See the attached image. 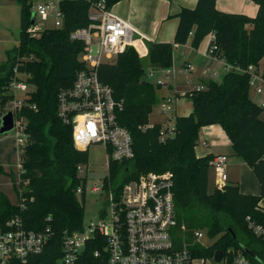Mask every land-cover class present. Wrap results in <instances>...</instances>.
Returning <instances> with one entry per match:
<instances>
[{
  "label": "trees",
  "instance_id": "16d2710c",
  "mask_svg": "<svg viewBox=\"0 0 264 264\" xmlns=\"http://www.w3.org/2000/svg\"><path fill=\"white\" fill-rule=\"evenodd\" d=\"M21 6V31L18 44L8 51L0 63V117L15 97L10 88L19 73L35 88L28 93L18 117L26 119L28 140L20 152L22 168L15 189L20 204L13 203L0 191V227L14 217H21L27 228H51L45 250L32 255L26 264H63L60 262L63 236L66 231L80 230L85 222V206L77 188L87 184L79 165L88 164L89 149L78 148L73 138L72 124L65 123L58 113V94L72 86L77 72L85 65L80 59L84 50L81 40L71 33L91 23L90 8L98 0H60L64 13L62 27H47L37 35L28 31L32 23V0H17ZM112 8L121 0H105ZM217 0H198L194 8L185 7L177 16L174 41H154L149 45L151 66L170 67L176 44L191 41L198 47L211 32L216 34L218 54L231 64L246 68L260 67L264 58V0L255 16L226 12L217 8ZM264 73V70H263ZM103 82L111 85L117 100L123 101L119 122L133 136L135 157L112 161L105 178V188L118 192L122 185L146 172L170 171L174 179L175 204L179 223L187 226L180 240L187 241L193 255L214 258L223 250L233 261L238 252L254 263L264 261V240L248 225V218L264 226V121L260 118L264 106L251 96L248 73L230 70L221 82L208 79L203 90L191 95L193 111L176 115L174 136L161 139L163 124L150 123V115L158 102L157 86L147 77L140 53L133 46L121 52L116 61L103 62L98 67ZM219 123L229 135L236 154L252 166L261 182L259 194H247L238 184L208 191L209 169L214 155L198 156L196 145L203 125ZM0 166V172H2ZM85 196V192L81 194ZM51 217V218H49ZM208 226L211 236L219 235L210 246L195 242V229ZM103 237L88 243L79 264H105Z\"/></svg>",
  "mask_w": 264,
  "mask_h": 264
},
{
  "label": "built area",
  "instance_id": "2783aa9c",
  "mask_svg": "<svg viewBox=\"0 0 264 264\" xmlns=\"http://www.w3.org/2000/svg\"><path fill=\"white\" fill-rule=\"evenodd\" d=\"M34 21L28 31L37 35L47 27H62L64 13L60 0H40L32 5ZM91 23L78 28L71 33V38L81 40L84 50L80 59L84 67L80 69L70 87L62 88L58 94V113L65 123L72 124L73 138L78 148L89 149L92 144H102L107 154V173L110 172L112 161L121 162L135 157L133 136L130 130L122 125L118 113L123 108V101L116 99L110 84L103 82L98 74V67L103 62L111 61L129 46L136 48L135 28L127 19L114 13L107 7L105 0L92 2L90 8ZM53 16V26L47 25V20ZM216 34H209V42L205 55L224 64L225 70H235L248 73L250 86L256 93H264V73L260 67L249 64L246 68L228 63L218 54ZM193 64L186 63L182 68L174 65L166 68L164 77L156 80L157 85L166 86L167 79L178 73L192 70ZM210 67L203 72L208 73ZM12 80L10 88L15 97L6 107L15 114L16 139L20 152L27 143L26 120L18 117L25 103L31 84L22 77L29 76L19 73ZM218 75L217 70L212 71ZM154 75L149 70L147 76ZM205 84L180 93L173 92L161 102L162 112L168 121L163 124L161 139L175 135V114L172 105L178 96L191 97L195 91L203 90ZM24 92L25 97H18ZM260 105L264 106V99ZM228 155L217 154L211 160V167L217 175V188H223L229 183ZM22 164L19 163L21 171ZM88 164L79 165V172L88 176ZM107 176V175H106ZM102 185L91 187L93 192L100 191L101 198L108 194L107 199H100V207L96 219L84 222L80 230L66 231L63 236L60 262L63 264H79L83 259L88 243L103 237V251L96 249L94 256L106 255L105 264H192L196 258L189 243L180 240V235L187 231L186 225L178 220L174 179L170 171L146 172L138 177L127 180L118 192L111 187L105 188V178ZM79 186L77 194L86 193L88 186ZM20 204V202H19ZM51 218V217H49ZM248 218V225L254 233L264 240V226ZM51 228L35 230L27 228L19 216L0 227V264H26L32 255L45 250L49 241ZM203 229H195L194 241L200 242ZM201 243V242H200ZM234 264H264L263 260L254 263L247 255L238 252L233 258Z\"/></svg>",
  "mask_w": 264,
  "mask_h": 264
},
{
  "label": "crops",
  "instance_id": "0c3cea01",
  "mask_svg": "<svg viewBox=\"0 0 264 264\" xmlns=\"http://www.w3.org/2000/svg\"><path fill=\"white\" fill-rule=\"evenodd\" d=\"M197 2L198 0H121L112 7V11L131 22L135 28L137 51L139 52L137 45H140V47H144V51L148 54L149 45L152 42L174 41L179 23L177 14L185 7L194 8ZM216 6L222 11L244 13L250 16H255L258 11V5L254 0H217ZM208 42L209 34L197 48L191 44V41L174 46L173 65L175 68L179 69L184 67L186 63H192L193 69L185 71L184 73H178L175 77L168 78L166 86H157L156 93L160 107L164 98L172 95L173 92L180 93L190 90L196 85L203 84L207 80L202 73L201 64H206L210 59L212 62L217 61L205 55ZM222 65L225 70L223 63ZM166 68L168 67L151 66L150 69L154 70L153 76H156L157 80L159 77H164ZM224 72L227 71L225 70ZM250 96L252 98L251 92ZM259 97L258 104L264 99V93L259 94ZM186 98L190 97L178 96L177 100L173 103L172 108L175 116L188 115L193 111L192 101V106L187 111L179 113L181 100H185ZM252 99L257 102L254 98ZM160 110L162 112L161 108ZM162 114L165 115L163 112ZM165 117L164 120L154 122L150 120V123L160 122L165 124L168 121L167 115ZM260 118L264 121V110ZM195 149L197 155L200 157L207 154H227L229 183L238 184L243 193L259 194L261 192V182L254 172V169L243 157L235 153L229 135L219 123L200 127L199 141ZM20 162V148L16 135H9L7 133L1 135L0 166L3 171L0 172V191H3L15 204H19L20 202L19 195L15 189V184L19 185L20 181ZM217 181L216 172L211 167L209 169L208 181V191L210 193H213L217 188ZM263 202L264 198L260 201V206L264 209Z\"/></svg>",
  "mask_w": 264,
  "mask_h": 264
},
{
  "label": "rangeland",
  "instance_id": "374dc122",
  "mask_svg": "<svg viewBox=\"0 0 264 264\" xmlns=\"http://www.w3.org/2000/svg\"><path fill=\"white\" fill-rule=\"evenodd\" d=\"M40 0H32L33 3H37ZM58 1V0H55ZM54 24V18L51 16L47 20L48 26H53ZM20 31H21V6L18 3L17 0H0V63L5 61L8 57V51L12 48H14L20 38ZM137 48L140 53V58L142 59L144 63L145 70L149 72L151 65L149 64L148 60V54L144 51V47H140V45H137ZM111 61H116V58L114 57ZM202 70H204L205 66H209L210 70L208 73H204V76L208 79H214L216 81L221 82L223 80L224 76V69L222 63L218 61H210L208 60L205 63L201 64ZM260 69L264 70V58L260 61ZM217 70L219 71L218 75H213L212 71ZM24 79L27 77L22 75ZM151 82L156 83V76H148L147 77ZM192 79V78H191ZM35 88L34 85L30 86V89L33 90ZM24 92H19L18 97H25ZM251 94L252 98L255 100H259V94L255 92L253 88H251ZM27 98V97H26ZM181 105L179 108V113L183 111H187L192 106V100L191 98H186L185 100H181ZM160 104L157 102L154 105L153 111L150 115L151 121H158V120H164L166 117L162 114L160 110ZM1 110V108H0ZM23 120L25 119L22 117ZM26 120V119H25ZM16 130L13 129L9 131L7 134L9 135H15ZM5 135V134H0ZM107 154L105 151V147L102 144H92L89 148V161L88 166L89 170L85 171L86 175L88 176V188L85 193V196L82 197L81 194H78V197L82 201V203L85 206V222L87 223L90 219H96L97 213L100 207V199L101 194L100 191L93 192L91 190V187L95 184L102 185L104 177L108 174L107 171ZM81 175H84L81 173ZM103 197V196H102ZM264 198V196H263ZM263 198L261 200H263ZM264 203V202H263ZM203 229V235L200 237V242L204 246H210L212 245L219 237L217 236H211L208 232L209 227L204 226ZM192 264H234L233 261H230L228 257H224L220 262H217L214 260V258H196Z\"/></svg>",
  "mask_w": 264,
  "mask_h": 264
},
{
  "label": "water",
  "instance_id": "95a60500",
  "mask_svg": "<svg viewBox=\"0 0 264 264\" xmlns=\"http://www.w3.org/2000/svg\"><path fill=\"white\" fill-rule=\"evenodd\" d=\"M34 21V15H33ZM15 126V114L13 111H7L0 117V134H6L9 131L13 130ZM108 194H105L102 197V201L107 199ZM225 257L223 250H216L214 254V260L220 262Z\"/></svg>",
  "mask_w": 264,
  "mask_h": 264
}]
</instances>
